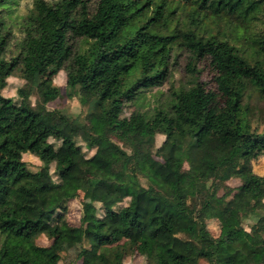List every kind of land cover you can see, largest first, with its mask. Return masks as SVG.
I'll return each instance as SVG.
<instances>
[{
	"label": "trees",
	"instance_id": "trees-1",
	"mask_svg": "<svg viewBox=\"0 0 264 264\" xmlns=\"http://www.w3.org/2000/svg\"><path fill=\"white\" fill-rule=\"evenodd\" d=\"M204 55L226 77L218 108ZM52 64L84 115L49 106L61 96L42 77ZM13 76L16 97L2 91ZM163 87L142 110L146 92ZM262 102L264 0H0V144L40 161L18 170L0 154V261L78 264L60 236L78 240L80 264H264V175L251 164L264 155ZM122 121L131 139L120 143ZM64 129L75 133L68 142ZM67 143L94 153L80 166L61 154ZM210 210L242 237L205 234Z\"/></svg>",
	"mask_w": 264,
	"mask_h": 264
},
{
	"label": "rangeland",
	"instance_id": "rangeland-1",
	"mask_svg": "<svg viewBox=\"0 0 264 264\" xmlns=\"http://www.w3.org/2000/svg\"><path fill=\"white\" fill-rule=\"evenodd\" d=\"M202 27L198 28L199 32H202ZM199 66L201 67V78L206 83V89L212 93L211 100L209 101V107L218 108L220 105L224 103L226 100V95H224L223 91L219 86V82L224 80L226 83V77L221 74L213 65L210 56L204 55L201 57L199 61ZM43 78L52 79L53 83L58 85L61 90V96L56 100L49 103V106L52 108H61L64 109L69 114H80L86 111V107L81 105L77 98H69L66 95L65 91V81H66V73L63 69H59L57 64L50 65L47 70L42 75ZM22 81L18 77H10L9 83L2 90L3 93L7 96L16 97V89L20 87ZM165 88H152L149 89L140 105L142 106V110H151L156 102H159L161 98H164ZM163 95V96H162ZM36 94H32L30 96V100L32 103L36 100ZM255 98V97H254ZM256 101V100H255ZM264 105V102H262ZM134 110V107H126L124 109L123 115H129L131 111ZM114 132L117 135L118 141L121 143L122 140L130 141L131 135L129 133V125L126 121H122L116 125L114 128ZM73 136H75L74 132H71L68 129L63 130V138L68 142ZM55 145H59V141H54ZM84 154H79L75 151L74 147L69 143L65 144L61 150V154L63 156H68L72 160L76 161L80 166H84V162L86 158H89L93 155L94 150H87L83 147ZM0 154L9 160H12L18 170H22L25 165L30 170H37L40 166V161L33 155L29 153H22L20 150H14L10 148L9 145H1L0 144ZM252 169L258 175H264V155L260 156L258 159L252 161ZM174 167H177V163L174 164ZM186 167V164L184 165ZM230 186H236L238 184V180L231 179L229 181ZM28 187L36 186L35 183L28 182L26 183ZM115 200V196L109 197V201ZM80 198L72 200L68 204V209L66 212V218L70 224H78V218L80 215ZM216 211V210H215ZM207 211L206 212V228L205 234L213 236L215 238H222L228 241H236L242 237V232L235 228L232 225H223L218 217V212L216 211ZM94 228L99 227V222L95 221V219H88ZM38 227H33L30 229L31 232L37 230ZM244 228L248 229V225L245 223ZM37 243L39 245H47L49 241L40 236L37 239ZM55 243L62 248V255L66 260L71 262H76L80 264V260H77V254L79 252V243L77 239L68 237L62 238L57 237L55 239ZM126 262L129 264H139L141 259L138 256H129L126 258ZM0 264H6L0 261ZM200 264H207L206 260L201 259ZM246 264H254V260L252 258H247Z\"/></svg>",
	"mask_w": 264,
	"mask_h": 264
}]
</instances>
